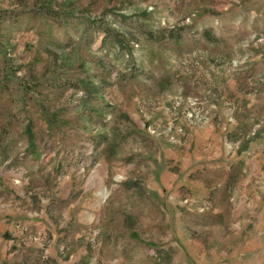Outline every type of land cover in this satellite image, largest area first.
<instances>
[{
    "label": "rangeland",
    "instance_id": "rangeland-1",
    "mask_svg": "<svg viewBox=\"0 0 264 264\" xmlns=\"http://www.w3.org/2000/svg\"><path fill=\"white\" fill-rule=\"evenodd\" d=\"M0 264H264V0H0Z\"/></svg>",
    "mask_w": 264,
    "mask_h": 264
}]
</instances>
